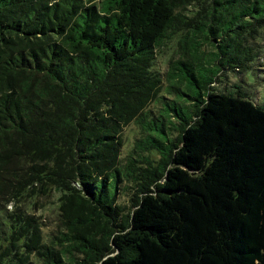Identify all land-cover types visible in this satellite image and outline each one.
I'll list each match as a JSON object with an SVG mask.
<instances>
[{
	"label": "trees",
	"instance_id": "trees-1",
	"mask_svg": "<svg viewBox=\"0 0 264 264\" xmlns=\"http://www.w3.org/2000/svg\"><path fill=\"white\" fill-rule=\"evenodd\" d=\"M259 55L264 0H0V264H264V102L210 90Z\"/></svg>",
	"mask_w": 264,
	"mask_h": 264
},
{
	"label": "rangeland",
	"instance_id": "rangeland-1",
	"mask_svg": "<svg viewBox=\"0 0 264 264\" xmlns=\"http://www.w3.org/2000/svg\"><path fill=\"white\" fill-rule=\"evenodd\" d=\"M204 49V55L211 54L215 50L210 47L208 44H204L202 46ZM181 48L178 45V43H175L172 46L171 42H168L164 47L161 49V54H158V65L160 66L161 70H165L167 67L166 60L171 52H173L174 58L178 56L179 53H181ZM260 62H264V57L259 55L258 60ZM259 71L248 70L245 71L242 75V77L239 80V77L241 74L234 73L235 76H233L232 71H223V76L221 79V72L220 76H218L216 79H214V82L211 84L210 90L211 91H226L228 88H232V90H236V87H240L244 92L248 94L252 99H256L255 101L258 103L264 102V68L258 67ZM177 76H178V71ZM227 74V75H226ZM181 80L182 83H180L179 86L183 87L185 84L184 79L178 78ZM239 80V81H238ZM233 85V87H232Z\"/></svg>",
	"mask_w": 264,
	"mask_h": 264
}]
</instances>
